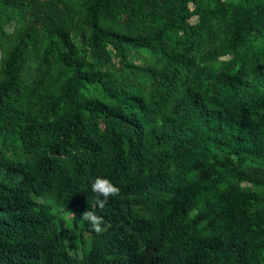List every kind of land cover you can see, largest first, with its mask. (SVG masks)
Instances as JSON below:
<instances>
[{"label":"trees","instance_id":"16d2710c","mask_svg":"<svg viewBox=\"0 0 264 264\" xmlns=\"http://www.w3.org/2000/svg\"><path fill=\"white\" fill-rule=\"evenodd\" d=\"M0 264H264V0H0Z\"/></svg>","mask_w":264,"mask_h":264},{"label":"clouds","instance_id":"9594fccd","mask_svg":"<svg viewBox=\"0 0 264 264\" xmlns=\"http://www.w3.org/2000/svg\"><path fill=\"white\" fill-rule=\"evenodd\" d=\"M92 190L97 193V197L101 206L110 198L119 193V187L106 176H97L92 182ZM102 197V199H100ZM89 222L90 227L96 232L104 231V217L98 215L92 209L86 210L82 216Z\"/></svg>","mask_w":264,"mask_h":264},{"label":"rangeland","instance_id":"374dc122","mask_svg":"<svg viewBox=\"0 0 264 264\" xmlns=\"http://www.w3.org/2000/svg\"><path fill=\"white\" fill-rule=\"evenodd\" d=\"M196 19H197L196 16H193V17H191L190 20L195 22ZM42 200L49 201V202H52L54 204H57L58 207L61 209V197L55 191L48 192L45 195V197L42 198ZM65 217H66L68 223L72 224V217L70 216V214L65 213Z\"/></svg>","mask_w":264,"mask_h":264}]
</instances>
